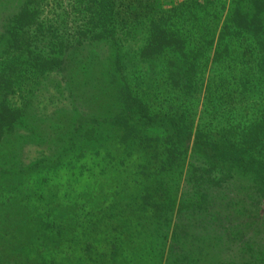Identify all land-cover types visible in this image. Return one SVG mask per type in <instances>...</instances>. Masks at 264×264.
Segmentation results:
<instances>
[{
    "label": "trees",
    "instance_id": "16d2710c",
    "mask_svg": "<svg viewBox=\"0 0 264 264\" xmlns=\"http://www.w3.org/2000/svg\"><path fill=\"white\" fill-rule=\"evenodd\" d=\"M50 2L15 0L0 11V144L24 126L28 98L40 78L57 74L64 81L74 55L101 42L116 49L125 45L130 11L121 16L124 0H72L70 12L62 14L49 12V5L57 3ZM189 2L157 1L156 11L166 17L150 21L152 28L139 50L141 62L163 64L165 77L155 87L164 95L162 109L154 113L151 108L149 98L156 101L158 94L146 92L145 99L139 85L120 78L124 71L118 50L107 69L92 73L94 78L86 76L88 93L95 90L85 99L89 112L76 106L72 128L55 134V142L49 137L48 155L25 172H14L18 176L41 169L58 171L66 153L73 151L75 137L92 144L115 136L128 148L127 156L143 160L141 189L127 202L120 199L111 205L102 192L91 201L100 206L95 218L92 210L88 212V224L81 230L85 233L79 238L63 223L46 233L50 241L42 244L50 248L65 243L80 247L76 264H140L148 256L150 264H264V213H259L264 204V0H236L217 37L223 47L211 61L230 57L226 42L238 43L234 59L245 65L237 78L240 93L258 98V114L246 127L231 126L230 114L220 130L203 123L194 126L191 118L194 97L202 88L200 68L208 60L214 35H204L208 28L198 14L208 9L210 0ZM243 3L250 4L247 12ZM106 77L109 81L103 85ZM139 79L133 75L131 80ZM101 81V89H95ZM224 85L222 80L205 92L213 114L224 113V105L233 99ZM14 96L26 104L14 106L10 102ZM174 174L179 182H174ZM81 223L75 224H86Z\"/></svg>",
    "mask_w": 264,
    "mask_h": 264
},
{
    "label": "rangeland",
    "instance_id": "374dc122",
    "mask_svg": "<svg viewBox=\"0 0 264 264\" xmlns=\"http://www.w3.org/2000/svg\"><path fill=\"white\" fill-rule=\"evenodd\" d=\"M14 1L0 0V11L4 12L9 6H13ZM54 1L57 3H53L52 7L49 5V12L52 10L55 14L70 12L71 6L68 3L72 0ZM131 1L133 3L130 4ZM157 1L159 0H124L123 5L119 4L121 16L130 11L127 16L129 23L123 32L127 34L124 36L127 37L123 40L124 46L120 48L119 45L116 49L106 42H101L88 50L89 52L74 55L73 64L67 70L64 79L67 84L62 80L63 76L57 74H47L37 81L33 94L28 98L30 101L27 102L25 109L24 126L17 128L16 132L8 135L0 144V264L16 262L40 264L41 261L42 264H66L65 256L69 257L70 264H76V260L82 255L80 247L72 249L65 243L59 249L50 248V245L42 244L45 240L50 241L46 233L59 223H63L68 233L79 238V234L85 233L81 230L88 224L86 223L89 218L88 212L92 210V216L95 218L94 214L100 206L91 202L93 198H100L103 192V197L106 196L105 202L115 205L113 203H118L120 199L127 202L133 191L141 189L144 175L140 165L143 164V160L137 156H127L128 148L120 145L115 136L106 140L103 138L102 141L92 144L75 137L71 141L75 146H72V152L66 153L62 170L41 169L32 174L21 173L27 171L29 165L48 155L52 147L49 137L55 142L57 134L72 128L70 123L71 118L75 116L76 106H79L82 113L89 112L84 107V104H88L85 99L88 94L95 93V90L88 93L87 77L94 78L98 69H107L110 66L109 62L119 51L121 53L118 56L119 58L121 56L124 71L120 78L124 76L128 78V83L139 85L138 89L145 99L149 98V95H143L146 92L158 94L155 87L161 84L165 77L162 62L158 60L149 65L141 62L138 56L152 28L150 21H157V18L163 15L158 14L155 9ZM186 2L190 3L189 0ZM235 2L236 0H210L208 9L198 13L199 19L205 21L208 28V33L204 35L207 37L214 35V38L208 47V60L200 68L199 75L203 80L200 93L197 92L193 101L191 118L194 126L203 123L202 126L208 125L211 130L214 128L220 130L221 126L229 123L228 117L231 114L233 121L230 125L244 128L258 114L256 106L258 98L253 99L240 93L242 88L237 78L245 65L234 59L238 43L226 42L230 57L223 58L220 62L211 61L214 52H220L223 47L222 43H217V37ZM249 6L247 3L242 4L245 12ZM163 17H166V14ZM188 27L189 24L185 26L186 31ZM111 70L113 65L110 67ZM94 72L96 74H92ZM133 75L140 78L138 82L131 80ZM222 80L225 81L226 92L232 93L233 99L231 103L228 101V104L224 105L226 107L224 113L213 114L205 92L207 89L215 88ZM108 81L106 77L103 85ZM98 85L95 89L100 90L103 86L102 81ZM99 95L104 94L99 92ZM158 95L156 101L151 96L149 98L154 113L164 106V95ZM10 102L19 108L26 104L18 96L11 97ZM30 129L33 130V134L30 133ZM79 152H83L82 157L79 156ZM18 169H22L23 172L15 176L14 172ZM173 180L179 182V175L174 174ZM116 185L119 186L115 191ZM259 213L263 216L264 204ZM79 220L82 221L81 224H86L83 226L75 224ZM86 235V241L90 242L89 235ZM130 254L128 252L125 257H130ZM148 259L149 256L140 264H150L147 262Z\"/></svg>",
    "mask_w": 264,
    "mask_h": 264
}]
</instances>
